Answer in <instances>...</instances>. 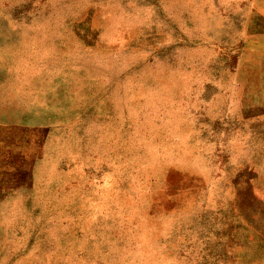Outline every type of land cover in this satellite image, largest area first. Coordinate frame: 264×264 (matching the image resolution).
<instances>
[{
	"label": "rangeland",
	"instance_id": "1",
	"mask_svg": "<svg viewBox=\"0 0 264 264\" xmlns=\"http://www.w3.org/2000/svg\"><path fill=\"white\" fill-rule=\"evenodd\" d=\"M0 264H264V0H0Z\"/></svg>",
	"mask_w": 264,
	"mask_h": 264
}]
</instances>
